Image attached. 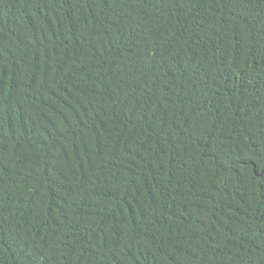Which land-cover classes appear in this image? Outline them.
I'll use <instances>...</instances> for the list:
<instances>
[{"label": "trees", "instance_id": "16d2710c", "mask_svg": "<svg viewBox=\"0 0 264 264\" xmlns=\"http://www.w3.org/2000/svg\"><path fill=\"white\" fill-rule=\"evenodd\" d=\"M0 264H264V0H0Z\"/></svg>", "mask_w": 264, "mask_h": 264}]
</instances>
